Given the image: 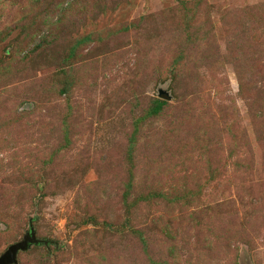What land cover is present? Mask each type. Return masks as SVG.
I'll return each instance as SVG.
<instances>
[{
    "label": "rangeland",
    "instance_id": "1",
    "mask_svg": "<svg viewBox=\"0 0 264 264\" xmlns=\"http://www.w3.org/2000/svg\"><path fill=\"white\" fill-rule=\"evenodd\" d=\"M30 227L10 264H264V0H0V254Z\"/></svg>",
    "mask_w": 264,
    "mask_h": 264
},
{
    "label": "water",
    "instance_id": "2",
    "mask_svg": "<svg viewBox=\"0 0 264 264\" xmlns=\"http://www.w3.org/2000/svg\"><path fill=\"white\" fill-rule=\"evenodd\" d=\"M46 242L44 239L35 237L32 227L20 241L11 243L7 246L3 253L0 254V264H10L16 261V252L20 249L27 248L31 243Z\"/></svg>",
    "mask_w": 264,
    "mask_h": 264
},
{
    "label": "trees",
    "instance_id": "3",
    "mask_svg": "<svg viewBox=\"0 0 264 264\" xmlns=\"http://www.w3.org/2000/svg\"><path fill=\"white\" fill-rule=\"evenodd\" d=\"M166 103V101L165 100H157L156 101V105H155V107L153 108V110L154 111H158L159 110V108L163 105V104H165Z\"/></svg>",
    "mask_w": 264,
    "mask_h": 264
}]
</instances>
